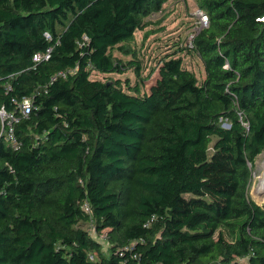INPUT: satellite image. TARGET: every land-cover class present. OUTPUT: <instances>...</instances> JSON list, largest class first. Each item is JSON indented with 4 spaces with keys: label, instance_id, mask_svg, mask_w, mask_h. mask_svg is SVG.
Listing matches in <instances>:
<instances>
[{
    "label": "trees",
    "instance_id": "1",
    "mask_svg": "<svg viewBox=\"0 0 264 264\" xmlns=\"http://www.w3.org/2000/svg\"><path fill=\"white\" fill-rule=\"evenodd\" d=\"M195 1L208 24L185 49L204 77L180 48L146 91L130 44L167 0H0V109L17 116L16 146L0 120V264H264V204L249 195L264 0ZM129 71L135 84L107 77Z\"/></svg>",
    "mask_w": 264,
    "mask_h": 264
},
{
    "label": "rangeland",
    "instance_id": "2",
    "mask_svg": "<svg viewBox=\"0 0 264 264\" xmlns=\"http://www.w3.org/2000/svg\"><path fill=\"white\" fill-rule=\"evenodd\" d=\"M198 11V4L195 0H167L163 11L149 18L151 22L150 26L144 30L136 31L134 42L130 45L136 48L139 60L141 61V77L146 80L143 90L147 91L155 82L157 78L156 72L149 79L146 78L150 72L156 69L159 61L167 54L179 51L180 48L184 49L177 52V55L182 58L183 66L194 72L199 80L204 77L200 59L194 53L185 49V46H188L191 36H193L194 31L197 29ZM113 53L123 60L129 59V57L121 55L116 50ZM107 77L129 80L131 84H135L137 81V77L132 71L123 75L112 74ZM95 78L104 80L105 76L99 75L95 76ZM263 163L264 152L256 158L254 163L249 191L251 199L258 204H264V195L257 193L260 179H264ZM88 229L91 235L101 243L103 253L107 254V243L101 238L102 234L97 233L92 226Z\"/></svg>",
    "mask_w": 264,
    "mask_h": 264
},
{
    "label": "built area",
    "instance_id": "3",
    "mask_svg": "<svg viewBox=\"0 0 264 264\" xmlns=\"http://www.w3.org/2000/svg\"><path fill=\"white\" fill-rule=\"evenodd\" d=\"M197 20H198V22H197L198 26H197L196 31H194L193 36H191V38H190V41H189V44H188L189 47H192L193 38L199 33V31L201 29L206 28L207 24H208L207 16L200 10L198 11ZM49 51L50 50H48L47 53L44 56L37 54L34 57V61L39 62L43 58L48 59ZM67 74H68V72H59L56 75L52 76L51 81L54 82L58 78H65L67 76ZM17 109L19 110V113L23 117H28L31 114L32 110H33L32 99L29 98V97L28 98H23V100L20 103H18ZM0 120H1V122L3 124L5 123L6 126L9 128L8 129V139L10 141H12L13 146H16V142H15L14 137H13V126L17 122L16 113H6L4 108H1L0 109ZM1 135H2V132L0 133V137H1ZM82 208H83V210L86 213L92 214L91 209H90V207L88 206L87 203H84Z\"/></svg>",
    "mask_w": 264,
    "mask_h": 264
},
{
    "label": "bare ground",
    "instance_id": "4",
    "mask_svg": "<svg viewBox=\"0 0 264 264\" xmlns=\"http://www.w3.org/2000/svg\"><path fill=\"white\" fill-rule=\"evenodd\" d=\"M262 165H263V169H264V163ZM257 193H262L264 195V179H260L259 187L257 189Z\"/></svg>",
    "mask_w": 264,
    "mask_h": 264
},
{
    "label": "water",
    "instance_id": "5",
    "mask_svg": "<svg viewBox=\"0 0 264 264\" xmlns=\"http://www.w3.org/2000/svg\"><path fill=\"white\" fill-rule=\"evenodd\" d=\"M261 195H262V193H261Z\"/></svg>",
    "mask_w": 264,
    "mask_h": 264
}]
</instances>
